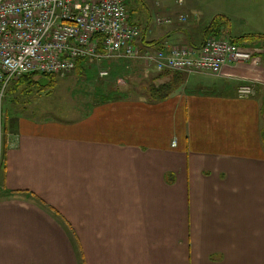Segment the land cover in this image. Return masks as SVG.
Returning <instances> with one entry per match:
<instances>
[{
    "label": "crops",
    "instance_id": "0c3cea01",
    "mask_svg": "<svg viewBox=\"0 0 264 264\" xmlns=\"http://www.w3.org/2000/svg\"><path fill=\"white\" fill-rule=\"evenodd\" d=\"M142 1L130 21L143 49L199 48L217 14L230 18L221 37L264 34V0H207L206 13L147 0L151 19H175L159 29ZM105 63L116 99L100 88L74 118L4 120L0 264H264V52L220 74ZM164 82L173 93L150 98ZM245 83L255 95H237Z\"/></svg>",
    "mask_w": 264,
    "mask_h": 264
},
{
    "label": "built area",
    "instance_id": "2783aa9c",
    "mask_svg": "<svg viewBox=\"0 0 264 264\" xmlns=\"http://www.w3.org/2000/svg\"><path fill=\"white\" fill-rule=\"evenodd\" d=\"M126 0H0V159L5 143L4 97L11 82L26 74L72 72L79 59L101 64L118 58L140 60L159 71L220 74L230 61H258L264 46L248 47L230 37L208 36L199 48L169 50L141 46ZM187 15L176 21L187 22ZM174 18H158L171 24ZM109 67L99 70L105 78ZM239 97L255 95L241 84Z\"/></svg>",
    "mask_w": 264,
    "mask_h": 264
},
{
    "label": "rangeland",
    "instance_id": "374dc122",
    "mask_svg": "<svg viewBox=\"0 0 264 264\" xmlns=\"http://www.w3.org/2000/svg\"><path fill=\"white\" fill-rule=\"evenodd\" d=\"M169 2L178 13L192 12L194 11V9H199L201 13H206L207 10V0H170ZM140 4V11L146 16V19L148 20V17L150 18L149 9H151V5L149 2H147V0L142 1ZM164 17L165 16L162 14L158 15V18ZM193 17V19L196 21L200 19V15ZM158 18L156 17V13H154L152 19L150 18L149 20L156 29H159L161 26L159 25L160 23L158 22ZM253 47L254 46H252L251 48ZM103 68H105V65H102V63L97 64L95 66V69H92V71L88 72V74L83 77L78 75V73H76L75 71L59 74L55 77L56 82L53 85L47 84L46 86H43L39 84L38 79L35 80L36 82H29L26 79L19 82H11L6 90V94L4 97V120L8 117V121L12 122L18 116L23 114L42 118L76 117V111H78V108L74 106L75 104L79 105L82 108L81 110L84 111L88 108L87 105L91 101V97L92 101L98 99H94L93 97L95 95V90H99L101 88V90L104 91L105 89H107L102 88V85L105 86L107 84H105L106 82H102L101 79L104 80L108 79L109 77L102 78L100 75L98 76V73L96 71V69L102 70ZM142 78L143 77L138 78V81L136 82V85H138L140 89L144 85H146V78L143 80ZM130 79L131 77L129 76L128 80ZM116 82V79L115 82L112 81L114 87L117 86V84H114ZM123 88L124 87L119 85L115 90L104 92H112L113 94L120 93ZM100 95L101 94H99V96Z\"/></svg>",
    "mask_w": 264,
    "mask_h": 264
},
{
    "label": "trees",
    "instance_id": "16d2710c",
    "mask_svg": "<svg viewBox=\"0 0 264 264\" xmlns=\"http://www.w3.org/2000/svg\"><path fill=\"white\" fill-rule=\"evenodd\" d=\"M135 1L137 2L138 0H126V2L129 5ZM229 24H230V18L228 16H226L224 14L215 15L214 18L210 21V25H209V30L212 32L211 33L212 35H210V36L221 37V35H223L222 33L226 30V28H230ZM254 38L258 39V40L264 39V34H248V35H245L239 39H235V40L232 39V40L239 44V42L245 43V42H247V40L254 39ZM242 41H245V42H242ZM158 43H159V41H155V42H152L151 45L154 46V45H157ZM105 62H102V65H105V68H106L107 63H105ZM96 65H97V63H92V62H88V61L83 60V59H79L77 61L76 68L73 71H75L76 73H78V75L83 77V76L87 75L88 72L92 71V69H95ZM96 71H97L98 76H99V70L96 69ZM57 75H59V74L52 73V74H46V75H39V77L40 76H47L50 79L48 85H53L56 82L55 77ZM37 76L38 75H35V74H26V75L20 77L19 80L21 81V80L26 79L29 82H33L36 80ZM104 80L106 81V79H104ZM102 86H103L102 88H106L104 85H102ZM107 89H105L104 91H110L109 88H107ZM112 89L115 90L116 88H112ZM173 90H174V88H173L172 82H164V83H161L158 85L153 84L149 89L150 98H152L153 100L165 99L173 93ZM104 91L102 90L103 93H105ZM119 95H120V93H114L111 96V92H108V96H111V98H113V99H116L117 97H119ZM106 100H108V99H106Z\"/></svg>",
    "mask_w": 264,
    "mask_h": 264
},
{
    "label": "water",
    "instance_id": "95a60500",
    "mask_svg": "<svg viewBox=\"0 0 264 264\" xmlns=\"http://www.w3.org/2000/svg\"><path fill=\"white\" fill-rule=\"evenodd\" d=\"M49 78L47 76H40L38 79L39 84L46 86L49 83Z\"/></svg>",
    "mask_w": 264,
    "mask_h": 264
}]
</instances>
